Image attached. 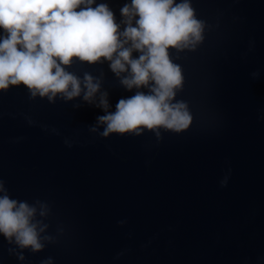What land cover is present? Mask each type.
<instances>
[{"label": "water", "instance_id": "obj_1", "mask_svg": "<svg viewBox=\"0 0 264 264\" xmlns=\"http://www.w3.org/2000/svg\"><path fill=\"white\" fill-rule=\"evenodd\" d=\"M99 3L119 23L130 0ZM192 7L203 41L169 50L184 77L176 99L192 117L180 133L103 138L89 129L105 113L83 93L49 103L23 85L0 91V180L10 198L48 205L43 235L54 238L19 260L0 235V264H264V0ZM67 70L99 77L110 112L137 91L107 61Z\"/></svg>", "mask_w": 264, "mask_h": 264}, {"label": "clouds", "instance_id": "obj_2", "mask_svg": "<svg viewBox=\"0 0 264 264\" xmlns=\"http://www.w3.org/2000/svg\"><path fill=\"white\" fill-rule=\"evenodd\" d=\"M94 4L95 0H0L4 33L0 36V91L23 85L30 99L46 98L49 103L57 97L72 101L83 93L84 102L105 113L89 129L103 138L149 131L159 140L162 129L175 133L187 129L192 120L187 103L176 99L184 77L169 50H194L204 39L205 22L197 18L192 0H130L120 9L119 23L107 3ZM133 52L139 53L138 58H133ZM74 61L89 65L107 61L120 85L137 91L121 98L110 112L101 79L88 72L81 78L68 71ZM99 125L104 126L102 131ZM48 214V205L40 200L29 204L10 198L0 180V235L21 250L19 260H24L22 250L40 252L46 242L54 241L43 235L49 227L43 222ZM42 264H52V259Z\"/></svg>", "mask_w": 264, "mask_h": 264}]
</instances>
